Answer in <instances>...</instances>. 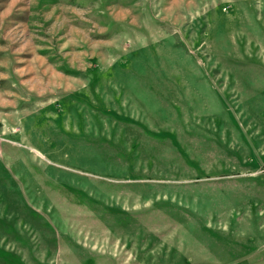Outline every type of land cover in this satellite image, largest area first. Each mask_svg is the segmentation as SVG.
<instances>
[{
    "label": "rangeland",
    "instance_id": "374dc122",
    "mask_svg": "<svg viewBox=\"0 0 264 264\" xmlns=\"http://www.w3.org/2000/svg\"><path fill=\"white\" fill-rule=\"evenodd\" d=\"M0 264H264V0H0Z\"/></svg>",
    "mask_w": 264,
    "mask_h": 264
}]
</instances>
